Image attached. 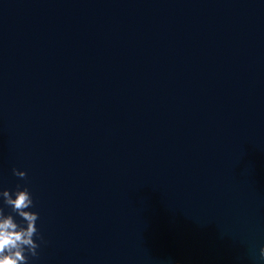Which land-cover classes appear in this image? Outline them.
Segmentation results:
<instances>
[{
  "label": "water",
  "instance_id": "95a60500",
  "mask_svg": "<svg viewBox=\"0 0 264 264\" xmlns=\"http://www.w3.org/2000/svg\"><path fill=\"white\" fill-rule=\"evenodd\" d=\"M17 186L28 264H264V0H0Z\"/></svg>",
  "mask_w": 264,
  "mask_h": 264
},
{
  "label": "clouds",
  "instance_id": "9594fccd",
  "mask_svg": "<svg viewBox=\"0 0 264 264\" xmlns=\"http://www.w3.org/2000/svg\"><path fill=\"white\" fill-rule=\"evenodd\" d=\"M13 174L26 177V172L17 169H13ZM0 195L12 212L24 221V224L17 223L13 215H5L3 208H0V264H28L29 256H38L39 247L34 240L38 236L36 221L39 214L27 210L34 207L32 195L27 187L21 190L20 186L14 193L4 190ZM259 258L264 261V247L260 248Z\"/></svg>",
  "mask_w": 264,
  "mask_h": 264
}]
</instances>
